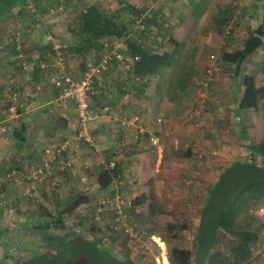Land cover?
<instances>
[{
  "label": "rangeland",
  "instance_id": "374dc122",
  "mask_svg": "<svg viewBox=\"0 0 264 264\" xmlns=\"http://www.w3.org/2000/svg\"><path fill=\"white\" fill-rule=\"evenodd\" d=\"M80 1L82 5H84V2H93L98 3L103 9L109 11L118 10L120 11L122 18L127 21L135 18V16H132L130 13L131 9L126 6L130 5L135 9L142 10L144 16H155L154 19L160 26H166L167 20H165V17H168L167 13L177 20H181L183 17L188 18L190 15V3L188 0ZM226 1L227 0H225V4H227V6L229 5L227 17L231 18V21L223 27L221 32H219L216 27L215 18H213L214 16L212 17L213 14L211 16L208 14L204 15L198 20L195 32L192 31L191 35L194 40H197L196 46H200L196 51V54L194 53L195 49L190 46L192 45V43H189L190 41L184 43L183 46H180L179 48V56L181 54L183 60L189 59L190 62L188 60H186V62L193 65L188 66L193 72L191 74V81L187 86L188 95H184L181 100L182 104L180 106V113L177 116L178 119L175 121L177 124L176 129L175 127L170 129L168 123L164 124L167 126L166 134L158 145H154L151 138H147L146 140L142 139L144 142H138L136 144L137 150L135 152L138 153V155L146 153L150 156H154V159H157L158 156L161 157L162 155V167H165V164H167L166 167L171 169L168 174L169 180H167L162 172L156 179V182L159 183L162 189H136V197H138V199L141 198L142 191H144L142 193L143 195H147L145 198L146 202L141 203L144 209L141 215L143 220L147 219L150 215V210L148 209L149 205H154L157 215L155 217H149V221L146 222L147 224H156L160 227L159 230L162 232L165 230L163 227L168 223H174L180 226L183 224L186 225L187 229L182 231L178 239H174L173 242L189 249H194L195 247V235L200 223L199 209L207 198L209 190L217 182L221 172L230 167L236 161H246L251 159V151L246 148L249 144L241 138L240 127L238 126V128L236 126L237 118H240V123L247 127L246 133L251 141H259L264 135V108L260 113H250L245 114V116L240 114L242 117H233L232 109H229L228 105L223 103L224 98H222L225 97L228 92L227 87H230L232 84L229 79L233 72L232 66L225 65L223 61V53L226 51L234 52L242 49L245 35L248 34V32L246 33L247 25L256 29L257 22L259 21L258 18H260H257L259 9H256V16H254L253 19H250V21L249 19L247 20V17L243 16L242 13L245 14V12L249 10V5L253 6L260 0H240L242 2H239V0ZM261 1L259 8L264 9V0ZM40 5H42L41 8L43 9L41 10V13H44L42 17L35 18L33 22L28 19L29 16L26 19L14 17V19L11 18L1 28L7 27L6 30L9 32L11 29H17L20 31V35L27 37L25 40L23 37V40L26 42L28 39H33L32 41L41 40L40 32L42 31L49 34L53 33L51 35L54 38H57V41L66 43L70 50L75 44V39L73 38V35H71L72 33L70 30L75 26L73 23H77L76 21L79 17L78 10L83 6L78 3V0L67 1V3L62 6L63 9L59 11L58 8L62 5L61 1L47 3L45 6H43V3ZM217 5H219V3H216L215 8H217ZM125 8L127 10H124ZM50 9H53L55 12L52 14L49 13ZM47 13L50 16L49 19L44 17ZM158 15L160 16L158 17ZM54 19L57 20V23L52 22ZM184 21V26H187L189 25V21L192 23L196 20L185 19ZM133 23L134 22L131 24L133 28L132 33L135 32L134 35H138V29H144V26L142 25L141 20L136 24ZM56 24H59L62 30L58 29L57 34L52 32L53 30L47 32V30H49L47 27ZM156 25H151V28L156 27ZM227 31H230L229 35L227 34ZM184 36L185 35L183 34L181 37L183 38ZM156 37L157 36L155 35L154 39H149L145 36L143 37L144 39H142L143 43L148 40V42L145 43V46L148 44V47L152 51L156 50L154 45L159 43ZM28 45L29 44H24V47L29 49ZM34 46L33 53H36V58H38L41 56L39 43H34ZM262 51H260L262 53L258 57L250 59L248 70L250 73L252 71H255V73L257 72L256 74L261 73L260 76L263 75L264 80V66H262L261 70L258 66V64L263 65L264 63V49ZM49 54H51L50 50L43 56H48ZM212 56L215 58L212 59ZM72 57H75V53L69 54L68 58L71 59ZM94 58L93 54L87 55V61ZM79 61H81V59H79ZM84 61L86 60L84 59ZM196 61L197 64H193ZM197 75L199 77H197ZM217 80H219V82ZM263 82L264 81H262V84L264 86ZM182 83H180V87L183 86L182 88H185L186 82L185 84L184 82ZM215 88L217 89L216 93L218 94L215 98H218L221 101V106L218 111H207L206 109H209L207 104H204L203 107L202 105L200 106V104L202 101L208 102L207 100L210 99L211 104L213 103L210 95L215 91ZM149 92L152 94L151 89H149ZM125 93L126 92L124 91V95H121L122 93L118 92L121 98L125 96ZM207 96H209V98H207ZM107 98L110 99V94H108ZM215 98L214 101H217ZM197 106L201 107L199 108L201 111L200 116L197 114V116L191 118L190 111L197 109ZM114 109L119 111V113L121 112V107H118V104ZM134 110L135 111L132 112L133 114L140 113V109L137 107ZM197 119L200 120L198 122L203 123L202 126L199 127L198 125H195L194 122L197 121ZM117 151H121L119 146L116 147V152ZM103 153L105 154V151H101V154L93 151L96 159L100 156H104ZM105 155L106 156L104 157L106 158L112 156L110 153ZM168 160H171L169 162L170 165L168 164ZM257 162L261 164V159L258 158ZM92 164L96 165L98 170L95 169V167L93 170L87 169V172H90L89 175H87L89 178L87 184H83L79 177H74V179H72L73 181L71 180V185H67V189H63L64 191L61 190V192L58 190L53 192L52 195L48 194L49 197L46 196L47 198L41 199L37 194L34 196L35 200L28 201V199H24L27 200L24 201L27 203H23V199L19 200V192L21 188V185L19 186V184L16 185L18 189H6V191H4L10 198L13 209L10 211L9 208L6 210H0V264H114L111 261L112 259L109 261L106 258L101 259L98 256L97 258L94 253L82 257H75L71 254L68 258H65L62 255L59 256L57 253L58 247H55L51 240L44 241V238L41 237L39 233L40 223L50 222V217L48 215L56 214V199L62 201L66 195H69L72 192H93L96 191V189H99L96 175L99 173V168L102 167L101 161L100 163L95 161ZM3 166L4 167L0 171V176L9 170L6 164ZM231 178V175L223 178L221 185L218 188V197L224 195V192L222 193V191L226 189L225 186L231 181ZM122 180L123 179L120 181ZM120 181L115 183H120ZM126 181H130V186L132 187L137 183H142V179L137 178L136 175H132L130 180ZM13 184H16V182ZM83 185H85L84 187L87 186L86 188L88 189H83ZM168 185L170 189L166 188ZM109 189H112V186H110ZM126 190L127 189H125V191ZM128 190L132 191L131 189ZM57 192L58 194H55ZM103 193L104 192L99 194L100 198L106 196V194ZM45 194L47 193L45 192ZM59 196L61 197L59 198ZM92 211L93 206H84L80 213L85 217H91ZM6 213H9V215L11 214L10 217H7ZM253 214L258 216L260 223L264 227V200L261 202L258 209H254ZM11 218L15 220H12ZM208 218L212 221L213 215L210 214ZM47 235L51 238L54 233L48 232ZM79 235L86 239L92 238L88 234V231L85 230H81ZM171 238V235H167V239L172 240ZM103 243L100 242L98 244L100 251H104L106 248L110 249V244L108 242L103 241ZM145 244V249L147 247V251H149L150 254L145 260L139 258L138 264H147L146 262L151 261V257L153 258L151 262L156 263V259H161V248L154 242V240H151L150 242L145 241ZM6 250L9 252L8 257L3 256L6 254ZM112 252L113 254L120 253V255H123L124 253L121 249V244L119 248L116 247L112 249ZM139 252V248L132 251V253H135V256L137 253L139 254ZM91 255L94 256L89 259ZM120 257L125 259V257ZM133 258L135 260L138 259L134 256ZM252 264H264V246L259 247L252 259Z\"/></svg>",
  "mask_w": 264,
  "mask_h": 264
},
{
  "label": "trees",
  "instance_id": "16d2710c",
  "mask_svg": "<svg viewBox=\"0 0 264 264\" xmlns=\"http://www.w3.org/2000/svg\"><path fill=\"white\" fill-rule=\"evenodd\" d=\"M57 1L62 2L59 7L61 8L67 1L71 0H0V21L7 23V21L11 18L14 19L16 16L25 19L29 15L31 16L32 14L28 9L29 3H34L38 7L40 3L46 5ZM78 3L82 5L80 0H78ZM189 3L192 4L191 2ZM82 6L78 10L77 23H73L75 26L70 30L71 35L75 39V44L68 50L67 58L69 54L75 53V56L81 59L80 68L84 71L87 64V55L93 54L95 60H97L99 55L104 52L103 41L110 38L123 40L127 46V54L132 57H140L138 61L130 65L129 69H126L121 63L115 62L103 73L102 78L95 83L90 93V102L95 109H101L106 105L114 109L117 105L114 101L115 97H113V95L115 96L114 89L117 93L126 92V90H123L124 88H129L132 92L141 91L142 88L149 86L151 77L160 76L174 65L179 54V47L173 51H151L144 46L143 37L150 35L146 29L151 28V25L157 24L153 15L144 16L142 10L140 11L130 5H126L127 8L131 9L130 13L132 16H135L134 19L127 21L122 18L120 11L103 9L98 3L84 2ZM16 9L18 11L14 12ZM124 10L127 9L125 8ZM30 16L29 18L32 21L33 18ZM226 16V13H219L215 18L219 32L231 21V18ZM140 20L144 29L139 28L138 35H134L135 32L132 33L131 24L132 22L136 24ZM156 26L158 27L159 25L157 24ZM1 27L2 25L0 24V38L2 36L5 38L8 35L3 30H6L7 27ZM227 34L229 35L230 31H227ZM263 47L264 19L260 22L257 29L249 30V33L245 35L242 49L223 53L225 65L233 68L230 78L237 85V88L242 91L236 116H239L241 112L246 114L249 112L260 113L264 108V86L259 82L260 78L253 71L250 73L248 70L251 57ZM46 49L47 47L39 49L41 52L39 57L45 55ZM8 51L15 52V47L9 48ZM24 51L28 61L33 62V50L24 47ZM196 51L194 50L195 54ZM188 66L182 65L180 68L191 70ZM190 66L193 65L191 64ZM182 69L180 73H183L186 90L191 77L188 72L182 71ZM41 75L40 69H35V78L38 79ZM108 94H110V99L107 98ZM207 107L209 108L206 109L207 111L215 109L210 102ZM199 119L197 121L201 120ZM26 129L27 124L23 120L13 130L15 139L22 142ZM246 131L241 124L240 136L249 144L246 148L251 151V159L236 161L223 170L217 182L209 190L207 198L199 209L200 223L195 235L194 249H189L173 242L174 239H178L182 231L187 229L186 225L180 226L168 223L163 227L165 230L162 232L156 224L149 225L139 220L140 218L135 214L134 209H131V214H133V219H135V230L139 232L146 242H150L152 237L161 238L167 246L170 264H252L255 253L259 247L264 246V227L260 223L258 216L253 214L254 209H258L264 200V135L259 141H251ZM115 157L116 154L114 153L108 159H114ZM258 158L261 159V164L257 162ZM116 163L117 166L114 170L108 171L103 165L99 169V173L96 175L99 189L93 192H72L66 195L62 201L56 199V214L48 215L50 222L40 223L39 233L41 237L44 238V241L51 240L54 246L58 247L57 253L59 256L62 255L68 258L71 254L75 257H82L94 253L96 257L98 256L101 259L106 258L109 261L112 259L111 261L114 264H138L139 258L145 260L150 254L143 244H137L129 236L116 231L112 222L113 217L110 215H103L102 220L105 219V224L99 225L96 220V212H92L91 217H85L80 213L84 206H93L94 209V206L100 200V193L104 192L106 195H114L113 191L115 189H109V187L114 182L124 179L125 174L124 165L118 161ZM230 175L232 176L231 181L225 186L226 189L222 191L224 195L218 197L217 193L221 181ZM5 188L6 184L0 189V195L5 194ZM119 190L129 197L123 189ZM55 194H58V192ZM6 198H8L7 195ZM132 201L134 206L138 207L133 199ZM209 213L213 215L212 221L208 218ZM81 230L88 231L92 238L81 237L79 235ZM48 232L54 233L53 237L49 238ZM167 235H171L172 240L167 239ZM105 237L108 238L111 250L104 247L106 249L100 251L98 244L100 242L103 243ZM120 244L125 259L120 257V253L113 254L112 252V249L119 248ZM137 248L140 249V252L135 256L132 251L137 250ZM5 253L3 256L8 257L9 252L6 250ZM92 256L94 255H91L89 259ZM133 256L138 259L135 260ZM152 260L153 258L151 257ZM151 261L146 263L154 264Z\"/></svg>",
  "mask_w": 264,
  "mask_h": 264
},
{
  "label": "crops",
  "instance_id": "0c3cea01",
  "mask_svg": "<svg viewBox=\"0 0 264 264\" xmlns=\"http://www.w3.org/2000/svg\"><path fill=\"white\" fill-rule=\"evenodd\" d=\"M188 1L192 3L190 4V9H189L190 15L188 18L183 17L181 20L179 19L177 20L176 18L170 16L167 13L168 17H165V20H167L166 26L159 25L158 27L156 26L146 29V31H148L150 34L147 38L154 39L155 35L157 36L156 39L157 41H159V43L157 45L156 44L154 45L155 46L154 48H156L155 51H173L177 47L180 48L181 45L183 46L184 43H187L189 41H190L189 43H192V45L190 46H192L193 49L198 50L200 46H196L197 40H194L191 35H192V31L195 32V29L197 27V22L200 19V17H203L204 15L207 14L211 16L213 14L212 17L214 16L213 18H216L219 15V13H226V15H228L227 11L229 5L227 6V4H225V0H188ZM226 2H228V0ZM239 2L242 1L239 0ZM261 2L262 1L260 0L257 1V3L254 4L253 6L249 5V10L245 12V14L242 13V15L246 16L247 20L249 19L250 21V19H253V17L256 16V12H255L256 9H259L258 11L259 13L257 12L258 13L257 18L258 17L260 18H258L259 21L257 22V27L260 24V22L264 19V9L259 8ZM216 3H219V5L216 6L217 8H215ZM30 4H34V3H29V5ZM40 4L38 7L37 5H35L37 12L32 14L31 16L29 15L30 17L33 18V20L34 18L42 17V15L44 14L41 13V10L43 9L41 8L42 5ZM43 6L45 5L43 4ZM16 11H18V9L14 10V12ZM159 16L160 15H158V17ZM44 17L49 19L50 16L47 13L44 15ZM185 19L188 20L195 19L196 21L192 23L191 21H189L188 22L189 25L184 26ZM56 21L57 20L54 19V21L52 22L57 23ZM0 24L3 26L5 23L3 21H0ZM47 29H49L47 30V32L53 30L52 32H54L55 34H57L58 29L62 30L59 24L52 25L51 27H47ZM15 30L18 31L17 29H13V30L11 29L10 33ZM249 30H255V28L251 27L250 25H247L246 33L247 32L249 33ZM3 32H5L6 35H9V31L7 32L3 30ZM18 32L20 33V31ZM40 34L42 39L39 41H35V40L32 41L33 39L32 40L28 39V41L26 42L24 40L27 37L23 35L21 36L22 38L24 37L23 40V42H25L24 44L26 45L29 44L28 47L31 50H33L35 47L34 43L36 44L39 43L40 48L47 47L46 49V53H47L50 50V47L49 44L47 43V40L45 39V36L46 35L52 36L51 34L53 33L49 34L42 31L40 32ZM183 34L185 36L182 38L181 36ZM3 38H4L3 36L0 38V42L1 39ZM52 38L54 41H56L57 39L54 38L53 36ZM145 47L149 48L148 44ZM263 49L264 47L261 50H259V52H257L254 56H252L251 59L254 57H258L263 52L262 51ZM33 54H34L33 63L36 64V69H37L38 68L37 66L39 65L38 64L39 60L44 58L46 59V56L38 57L41 58L38 59L36 58L37 57L36 53ZM186 60L189 61V59L183 60L181 54L180 56L178 54L174 65L168 70L164 71V73L161 74L160 76L151 77L148 84L149 86L145 87L144 89L142 88L141 91L132 92L129 88H124L123 90H126L127 93H125V96L121 98V96H119V94L115 91V89L113 90V92L115 93V96L113 95V97H115L114 101L116 102V104H118V107H121L120 113L119 111L113 109L115 113L114 114L115 116L113 117H118L119 115L120 116L138 115L141 118L142 127L144 129V133L142 134V136L140 135L139 138H136L139 134L136 126H131L126 130H122L117 127L118 125L117 123L112 122L111 118L106 116L95 120L90 125V132L96 138L97 152L101 154V151H105V154L110 153L112 155H114L115 153L116 159L115 158L114 159L118 162H121L124 165L125 168L124 179L117 184L114 182L111 185L112 189L118 188V189H123L124 191L125 189H127L125 193L128 194L129 197L132 198L137 203L138 206L137 208L140 210V214L138 215L140 217L139 220L145 223L149 221V217L151 216L155 217L157 213L155 212L154 205H149L148 209L150 210V215L147 219L143 220L141 215L144 209L141 203L146 202L145 198L147 197V195H143L142 193L144 191L140 190L142 191L141 198L138 199V197H136L137 195L136 189H162L159 183L156 182V179L158 175L161 174L162 172V174L167 178V180H169L168 174L171 171V169L166 167L167 164H165V167H162L161 165L162 157H163L162 155L161 157L158 156L157 159L156 158L154 159V156H150L149 154L146 153L138 155V153L135 152L137 150L136 144L138 142L139 143L144 142L142 139L146 140L147 138H151L153 144L158 145V143L161 141V139H163L164 135L166 134L167 126L164 124L168 123V127L170 129L174 127L176 129L177 124L175 123V121L178 119L177 116L180 113L179 112L181 108L180 106L182 104L181 100L183 99L184 95L185 96L188 95V89L185 90V88H182L183 86L180 87V83L184 82L185 84L183 73L182 72L180 73L182 69L180 68V66L182 67V65H190L189 63L186 62ZM80 63L81 61H79V57L77 58L75 56L72 57L71 59L68 58L67 72L71 77L80 78L82 76L83 72L79 66ZM193 64L196 65L197 61L194 62ZM258 66L260 67L261 70L262 66H264V63L263 65L258 64ZM182 71L188 72L190 77L193 72L192 70H183V69ZM253 72L259 78L262 76L259 80V82L262 84V81H264L263 75L260 76L261 73L256 74L257 72L256 73L255 71ZM197 77L199 76L197 75ZM24 78L25 75L21 70L19 61L15 57V52H11V51H8L7 53L0 52V91L4 89L8 81H13L17 83L18 88L20 90L22 89L23 92L25 93L26 92L25 88L27 87V85L23 84ZM33 78H34V83L40 82L44 85V91L42 92V94H40L38 97L35 98L28 97L25 93V96L27 97V113L24 117V121L27 124V129L24 134V139H22V142H20L15 139L13 133H10L9 135H2L0 133V171L4 167L3 165L6 164V166L9 168L7 172H11V171L17 172V176H15L12 181L6 184L5 189H18L16 185L17 184H19V186L21 185L19 192V200L23 199V203H27L24 202L27 201L24 199H28V201H30L35 198V197L24 198L22 196L23 190L25 189V185H26L24 184L25 176L28 175L31 170L40 167V165L45 160L44 153L47 148H49L54 144H59L67 140L68 138L73 137V135L75 134L74 132L75 129H73L74 128L73 125L76 124L77 122V113L74 107H71L68 110H61L60 108L57 107L55 103L57 90L49 83L47 78L41 75L38 77V79H36L35 72ZM217 81L219 82V80ZM229 81L232 83L230 85L231 88L229 86L227 87L228 92L226 96L222 98H224L223 103H226L229 109H232L233 117L234 116L236 117V111L238 108V103L242 97V91L239 90V88H237V85L234 84L231 78L229 79ZM149 89H151L152 94L149 92ZM216 91L217 89L215 88V91L212 92L210 96L212 97V102H213L212 106L215 108L212 110L218 111L219 107L221 106L220 105L221 101L218 98L217 99L215 98L218 96ZM121 95L124 94L122 93ZM207 98H209V96H207ZM214 98L217 101H214ZM207 101L208 102L202 101L200 106L202 105L203 107L204 104L209 105L211 99ZM198 106L197 109H194V111H190L191 118L197 116V114H199L200 116L201 111L199 108L201 107ZM136 107L140 109V113L133 114L132 112L135 111L134 109ZM250 113L251 112L247 114ZM241 114L245 116L246 113L241 112ZM0 119H3L1 105H0ZM194 123L196 126L198 125L199 127L202 126L203 124L198 121H195ZM236 126L241 127L240 118H237ZM15 128H17V126L11 129V131H13ZM242 128H245V130H247V127L245 125H242ZM122 139H126L127 141H129L128 146L126 148L121 149V151L116 152V147L119 146V143L121 142ZM93 151H94L93 149H91L89 146L83 143H78L77 151L76 149L74 152L68 151L66 156L67 158L69 157L74 161L77 170L76 176L74 177L81 178L86 174L89 175L90 172L88 173L87 169L93 170L95 167V169L98 170V168H96V165H93L92 163L95 161L100 163L102 156L96 159L95 155L93 154ZM105 154L103 153L104 156H106ZM171 160H168V164ZM21 173H23V176ZM55 173H57L58 176L59 173L57 172V170L55 171ZM132 175H136L137 178L142 179L141 181L142 183L141 184L137 183L136 185H134V187L130 186L131 182L130 181L127 182L126 180H130ZM74 177L68 175L65 176V178L63 179L62 176L59 175L61 181L59 182L58 190L61 192V190L67 189L68 186L71 185V182L73 181L72 179H74ZM14 182H16V184H13ZM47 185L48 184H45L41 187L37 186L38 189H40L37 196L41 197V199L47 198L49 197V195H52L53 192H56V191H52L49 195L48 193L45 194ZM84 186L85 185H83V189L87 187ZM166 188L170 189L169 185ZM128 189H131L132 191ZM8 199H9V205L7 208H9V210H12L13 209L12 203L10 202L9 197ZM10 215L8 213L7 217H10Z\"/></svg>",
  "mask_w": 264,
  "mask_h": 264
},
{
  "label": "built area",
  "instance_id": "2783aa9c",
  "mask_svg": "<svg viewBox=\"0 0 264 264\" xmlns=\"http://www.w3.org/2000/svg\"><path fill=\"white\" fill-rule=\"evenodd\" d=\"M28 9L31 14L37 12L36 6L30 4ZM63 8H59L62 10ZM53 9L49 10V13H54ZM57 12V11H56ZM30 19V18H29ZM18 31L9 32V35L5 37L0 43V52L4 53L11 47H15V57L19 61L22 72L25 75L24 85H27L26 95L28 97H38L44 91V85L40 82L34 83V72L36 64L28 61V57L24 51L23 38ZM45 39L49 44L51 54L46 56V59L39 60L37 66L42 76L46 77L49 83L57 90L55 103L61 110H68L74 107L77 113V122L74 124L73 137L67 140L54 144L45 150V160L40 167L35 168L29 172L24 178L25 189L22 196L24 198H30L36 196L41 187L47 185L46 193L50 194L52 191L58 190L59 182L62 176L70 175L76 176V167L74 161L71 158H67L68 151L74 152L78 150V143H83L89 146L94 152L96 149V138L90 132V125L95 120L104 116L110 117L112 122L117 123V127L122 130H126L131 126H136L138 129V136L144 133L142 127L141 118L138 115H123L115 116L112 107L106 105L101 109H95L90 102V93L97 81L102 78V75L109 67L117 62L121 63L129 69L133 62L140 59L139 56H129L127 54V46L123 40L117 38H110L103 41L104 52L99 55L97 60L92 59L87 61L86 68L80 78L71 77L68 72V50L69 46L66 43L60 41H54L52 36L46 35ZM94 56V55H93ZM95 57V56H94ZM212 59L215 57L212 56ZM23 90L18 88V84L13 81H8L2 91H0V105L2 106L3 119H0V133L2 135H9L13 133L11 129L17 126L27 113V97ZM28 93V94H27ZM160 121V120H159ZM126 139H122L119 143V147L126 148L128 146ZM115 159H108L102 156L101 165L106 170H114L117 166ZM59 173L57 176V173ZM23 176V173H21ZM65 175V176H64ZM17 176L16 171L6 172L0 177V189L3 185L12 181ZM83 184L89 182V178L86 175L80 178ZM121 182V181H120ZM114 195H106L101 197L98 204L94 206L92 212H96V220L99 225L105 224V219L102 220L103 215L108 214L112 218L114 229L121 234L129 236L135 240L137 244H143L146 246L145 241L140 236L139 232L135 230V219L131 214V209H134L135 214L139 215L140 210L134 206L132 198L125 195L118 188L113 191ZM9 205V199L3 193L0 195V209L6 210ZM10 211V210H9ZM108 217V216H107ZM106 242L108 238L103 239ZM152 240L161 248V259H156L154 264H170L168 260V251L166 244L159 237H152ZM146 249H148L146 247ZM119 254V253H117ZM134 254V253H133ZM138 255V253H137ZM123 257V255H121Z\"/></svg>",
  "mask_w": 264,
  "mask_h": 264
}]
</instances>
